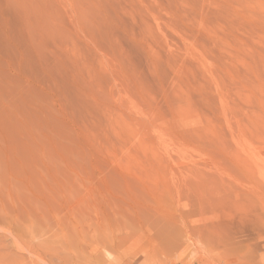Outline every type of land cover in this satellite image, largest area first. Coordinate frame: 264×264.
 Wrapping results in <instances>:
<instances>
[{"label":"rangeland","instance_id":"374dc122","mask_svg":"<svg viewBox=\"0 0 264 264\" xmlns=\"http://www.w3.org/2000/svg\"><path fill=\"white\" fill-rule=\"evenodd\" d=\"M10 228L54 262L264 264V0H0V262L39 263Z\"/></svg>","mask_w":264,"mask_h":264},{"label":"bare ground","instance_id":"6f19581e","mask_svg":"<svg viewBox=\"0 0 264 264\" xmlns=\"http://www.w3.org/2000/svg\"><path fill=\"white\" fill-rule=\"evenodd\" d=\"M29 222H30V220H29ZM28 226V225H27ZM69 224L67 223V222H63V221H61V222H58L57 223V227H58V229L56 230V231H58V234L59 235H61L62 236V238H63V243H62V245L64 244V246H67V243L66 242H68V239H67V235H68V231H69ZM9 227V226H8ZM9 229V228H8ZM10 229H13V228H10ZM14 231H12L11 230V233L9 232V234L13 237V239L14 240H17V239H24L23 241H21L22 242V245L23 246H20L21 248H23L24 250H26L27 251V253H29V255H32V256H35V257H38V258H40L41 260L40 261H44L43 262V264H68L69 263V258H67V256H66V254L64 255H61V254H59L60 252L58 251V248H57V250H56V252L58 251L59 253H58V255H57V253L55 252V254H56V259H58V262H54L53 261V259L54 258H52V257H54V256H52L51 257V254L49 255V256H45V257H42L41 255V251H40V254H39V250L43 247L42 246V244L44 243V242H40V241H38L37 240V242H39V243H42L41 244V248H40V244H35V243H33L31 240H32V237L31 238H28L29 240H27V238L24 236V237H22V235L20 234V233H18L17 232V230H15V229H13ZM163 229H161V231H162ZM8 232V231H7ZM85 232V231H84ZM5 233V232H4ZM86 233V235H88L89 233L88 232H85ZM162 233H163V231H162ZM33 234V236H34V232L32 233ZM35 234H37L38 235V233H35ZM57 234V232H55L54 233V236ZM58 235V236H59ZM9 236V235H8ZM10 236V237H11ZM40 236H42L41 234H40ZM39 236V237H40ZM60 236V237H61ZM187 236V235H186ZM177 237V236H176ZM188 237V236H187ZM9 238V237H8ZM59 238V237H58ZM61 238V239H62ZM74 238V237H73ZM179 238V237H178ZM180 238H181V236H180ZM26 239V240H25ZM31 239V240H30ZM35 239H36V237H35ZM37 239H38V237H37ZM55 240V239H54ZM60 240V239H59ZM87 240H89L88 242H90V240H91V243H90V251H89V255L88 256H91V255H94V256H96V258H98V256L97 255H99L98 253L100 252V250H99V248L101 247V246H107V245H109V246H113L115 243H116V237H115V235H113V234H110V235H102V234H99V235H96V234H89L88 235V239ZM173 241H174V239H172ZM177 240V239H176ZM176 240L174 241V245H173V247L172 248H174V246L175 247H177L178 246V244H176ZM42 241V240H41ZM16 242H18V240L16 241ZM36 242V241H35ZM61 242V241H60ZM178 242H179V239H178ZM46 243V242H45ZM44 243V244H45ZM51 243H55V242H51ZM71 243V242H70ZM48 244V243H47ZM58 244H59V241H58ZM13 245H14V243H13ZM17 245V247L20 245V243H17L16 244ZM51 245V244H50ZM60 245V244H59ZM58 245V246H59ZM76 245V244H75ZM81 245V244H80ZM180 245V244H179ZM56 246H57V244H56ZM70 246V245H69ZM83 245H81V247H82ZM172 246V245H171ZM3 247V246H2ZM52 247H53V245H52ZM40 248V249H39ZM62 248H63V246H62ZM178 248V247H177ZM11 249V248H10ZM43 249H45V248H43ZM86 250V249H85ZM98 250H99V252H98ZM8 251V250H7ZM10 251V250H9ZM51 251H52V249H51ZM54 251V250H53ZM52 251V252H53ZM73 251V250H72ZM1 252H3V251H1ZM47 252H48V250H47ZM49 252H50V250H49ZM65 252V251H64ZM74 252V251H73ZM87 252V251H86ZM95 252V253H94ZM98 252V253H97ZM4 253V252H3ZM12 253V252H11ZM46 252H44V254H45ZM77 253H78V250H77ZM93 253V254H92ZM97 253V254H96ZM1 254V253H0ZM75 254H76V252H75ZM80 254V253H79ZM26 255V254H25ZM53 255V254H52ZM11 256V255H10ZM17 257V256H16ZM27 257V256H26ZM35 257H33L34 259H35ZM82 257V256H81ZM92 257V256H91ZM91 257H89V258H91ZM23 258H25V257H23ZM78 258V257H77ZM94 258V257H93ZM21 259V258H20ZM26 259V258H25ZM25 259H24V261H25ZM33 259V261H35ZM79 259V258H78ZM12 260V262H9V263H7V264H14V262H13V259H11ZM5 261H7V260H5ZM21 261H23L22 259H21ZM37 261V260H36ZM38 261H39V259H38ZM39 261V263L37 262L36 264H40V263H42V262H40ZM82 261H83V259H82ZM3 262V261H2ZM26 262V261H25ZM29 262V261H28ZM27 262V263H28ZM32 262V261H31ZM74 262V261H73ZM27 263H25V264H27ZM0 264H1V262H0ZM3 264V263H2ZM21 264H23V262L21 263ZM29 264V263H28ZM70 264V263H69ZM71 264H72V262H71ZM83 264V263H82Z\"/></svg>","mask_w":264,"mask_h":264}]
</instances>
